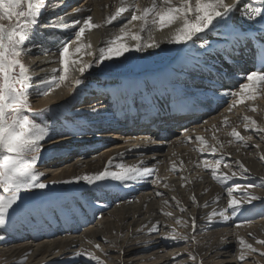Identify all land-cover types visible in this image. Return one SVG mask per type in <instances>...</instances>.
I'll list each match as a JSON object with an SVG mask.
<instances>
[{
  "label": "bare ground",
  "instance_id": "6f19581e",
  "mask_svg": "<svg viewBox=\"0 0 264 264\" xmlns=\"http://www.w3.org/2000/svg\"><path fill=\"white\" fill-rule=\"evenodd\" d=\"M77 2L78 0H63L66 7L60 8L55 16H62L65 23L87 16H92L96 23H102L104 18L114 10V7H104V5L115 4V0ZM148 2L149 0H138L141 5H147ZM80 5H84L86 10L73 14L72 10ZM126 22L125 19H120L113 22L112 25L94 29L86 33L85 42H91L97 48L103 47L105 46L104 41L109 38L110 34L117 32ZM240 23L244 24L243 21ZM136 27L138 28V24ZM166 35L167 30L157 32L155 38L161 40ZM47 36L55 39H74L70 33L59 32L54 35L52 29L45 28L36 30L31 42L56 51L59 47L58 43H50L49 39H46ZM208 39L214 41L216 38L209 36ZM129 42L131 43V41ZM176 47L180 48L177 58L164 68H157L143 74L126 73L117 77L110 76L111 78L100 75L96 79L89 77V71L84 76L83 84L72 94H70L72 92L71 84H62L48 96L36 95L35 89L32 90L36 97H42H38L35 106L39 108L45 105L55 106L54 135H57L58 138H56V144L49 149L51 159L61 160L63 154V157H66L69 153L76 151L74 158L63 160L64 163H67L65 166L60 167L62 164H57L54 170H51L52 172L48 173L47 171L43 177L45 181L65 180L77 174L99 171L109 156H116L118 152H123L131 148L132 145H140V148L126 152L123 161L127 164H134L143 159L144 166L156 165L157 175L167 181L169 188H164L162 184L154 186L150 180L128 188L113 182L99 184L96 187H89L83 183L64 184L65 192L59 201L54 200L51 206H49L50 204L38 206L36 208L40 211L22 214L17 219L10 220L6 228L1 230L0 236H3L4 239L0 240V244H2L0 256H3L5 262L7 261L8 264H95L86 256L79 258L74 256L76 251L84 248L100 256L105 264H182L175 260L174 256H171L172 250L176 248L174 246L179 241H175L174 246L171 247L173 244L170 246L168 244L172 240L167 241L161 236L170 232L172 228H175L177 232L182 230L190 232V228L183 227L181 229L182 226L176 224L177 218L189 219V214H195L198 225L202 226L196 232L199 234L196 236V240L198 238L200 240L191 243V246L199 254L196 261L198 264L200 261L202 264H240L236 256L231 254V256L228 255V259L224 257L225 259L222 260V250L227 251L235 247L239 252L240 246L237 237L252 244H256V239H264L263 218L255 224L246 225V227L243 224L236 227L237 223H234V221L241 222L250 218L246 217L248 211H256L257 202L245 205L246 208L241 210L238 217L228 223H217L211 227L203 226L205 221L201 217H206V208L198 205L220 195V191L219 185L211 178L209 171L195 167V163H199L205 155L210 154L202 155L194 150L199 146V142L194 137L202 136L211 145L215 143L212 139L215 135L224 142L223 151L231 153V156L226 157L225 161L233 164L232 170H237L234 161L240 159L251 174L264 177V161L259 159V155L264 154V141L259 138V135L264 134L258 135L250 129L245 131V121L243 120L244 116H250L257 120L258 124L264 125V90H260L253 100L235 105L236 112L228 111L235 98L222 95L226 90H238L239 84L246 82L237 77L240 73L250 72L247 54L251 43L247 46L248 50L241 48L239 54L232 56L229 62H226L225 58L219 54L205 57L198 44L185 46L161 43L157 49L129 52L126 54L127 58H120L121 62L119 63H106L109 64V68L112 65H117L127 69L132 63L136 65L141 61L157 60L158 57ZM29 55L33 56L30 61L32 64L30 66L35 71L33 83L46 75L42 69L49 70L58 67V63L45 62L40 51L33 50ZM83 59L92 58L84 56ZM198 60L201 63L194 67ZM169 81L172 84H169ZM145 82H148L151 87L145 88ZM104 83H107L108 87L107 85L103 86L100 89L102 92L98 93L95 85ZM100 94L102 95L101 100L96 101L97 98L94 97ZM89 97H93V99ZM76 98L87 105L74 107L75 101L73 102V100ZM178 98L182 102L191 104L194 101H206L204 105L211 104L209 105L211 107L194 124L181 129H166L167 132L163 134L161 131L146 134L137 133L128 126L126 114L128 112L139 114L141 112L139 105L151 101L172 105ZM218 98L219 103H217ZM90 102L100 104L96 107L95 114L89 111L92 107L91 104H88ZM243 105L246 106L245 109ZM253 107L256 111L251 110ZM119 115L121 117L118 119ZM57 116L59 119H56ZM224 117H228V125L221 124ZM96 121L101 123L96 125ZM61 123L83 130L77 132L76 135H71L61 127ZM213 125H216L218 130L213 129ZM232 127H235L242 135L252 136L250 143L259 144L260 150L255 147L245 149L236 142L228 144L227 141L231 138L227 136V133L232 130ZM189 128L191 129L189 130ZM109 133L123 135V137H119L122 142L117 141L106 147L108 141L100 140L101 137L110 135ZM185 136H192V141L184 142ZM116 137L115 135L114 138ZM146 137L150 139L145 140ZM57 141L60 143L57 144ZM237 148H240L239 152L236 151ZM162 159H165L164 162ZM180 160H183V168L186 171L182 173L171 171V162L175 161L179 166ZM50 164L54 166L53 161ZM223 171L227 172L228 169H223ZM181 175H187L189 179L200 176L202 179H194L193 183L180 187ZM246 180H243L242 184L249 183ZM81 186V190H78ZM204 189H208V191L204 192ZM157 191L163 193V196H157ZM222 191L227 195L224 189ZM91 193L94 194V198H90L89 194ZM193 194L197 197L198 205H193L190 199ZM172 196H176L186 206L187 212L180 213L179 209L175 207V202L171 201ZM163 199H169L170 204L164 205ZM227 199L228 197L222 198L217 205L212 206L225 208ZM220 202L222 203L220 204ZM163 211H172L173 217H165ZM258 213L255 216H260ZM157 221H159L157 225L159 232L148 233L147 228ZM142 226V231L136 232V229ZM130 229L132 230L131 236H129ZM120 233L123 235H119ZM249 233L253 235L250 236ZM225 236H228V241H225L227 238ZM88 241L93 243L90 244ZM138 241L141 242L139 245ZM144 241L150 243L144 244ZM95 244H99L103 252L95 248ZM118 249H123V252L121 253ZM168 249H170L169 252ZM177 250L178 253L182 252Z\"/></svg>",
  "mask_w": 264,
  "mask_h": 264
},
{
  "label": "snow or ice",
  "instance_id": "6c2138e0",
  "mask_svg": "<svg viewBox=\"0 0 264 264\" xmlns=\"http://www.w3.org/2000/svg\"><path fill=\"white\" fill-rule=\"evenodd\" d=\"M63 6V0H0V230L6 228L7 223L14 220L17 215L40 211L34 206V201L49 199L47 190L50 184L83 183L89 187H96L99 184L113 182L128 188L150 180L154 186L162 184L164 188H169L167 181L157 175L156 165L144 166L143 159L134 164L123 161L126 152L138 149L140 145H132L131 148L118 152L116 156H109L99 171L77 174L65 180L45 181L43 179L45 173L39 171L37 165L43 158L46 142L55 134L56 120L49 119L54 112L52 105H45L40 109L31 107L30 95L33 89L36 95L48 96L62 84H71L70 94H72L83 84L84 76L90 70L104 71L109 68L106 62L119 63L120 58H127L126 54L129 52L157 49L161 43L185 46L198 44L205 57L219 54L226 62L231 61L232 56L238 55L241 48L248 50L247 46L251 43L255 70L238 74L237 78L246 82L240 83L238 90H226L222 95L235 98L228 109L231 111L235 105L253 100L260 90H264V0H149L147 5H141L138 0H115L114 5H104V7H114V10L102 23L94 22L92 16L67 23L63 21L62 16H53L49 17L46 23L40 22L45 12H56ZM82 10H86L84 5L74 8L72 12L78 14ZM120 19H125L127 22L117 32L110 34L104 41L105 46L97 48L91 42H85L86 33L112 25ZM241 21L244 24H241ZM37 28L52 29L54 35L59 32L70 33L74 39L49 37L50 43L59 45L58 49L53 51L31 42ZM165 30L167 35L157 40L155 33ZM209 36L216 39L210 41ZM33 50L40 51L45 62L58 63V67L42 69L46 75L35 83H33L35 78L31 66L24 60V56ZM84 56L92 59H83ZM200 63L201 61L198 60L194 67L199 66ZM168 83L172 84L171 81ZM144 87L150 88L151 85L145 82ZM251 110L256 111L254 107ZM89 111L95 114L97 108L92 106ZM56 119L59 117L57 116ZM243 120L245 131L250 129L258 135L264 134V125L258 124L257 120L250 116H244ZM221 124L228 125V117H224ZM61 127L71 135L83 130L69 127L64 123H61ZM212 128L218 130L216 125ZM227 136L231 138L227 141L228 144L236 142L245 149L255 147L260 150L261 148L259 144L250 143L252 136L242 135L235 127H232ZM259 138L264 141V135H259ZM149 139L145 138V140ZM192 139V136H185L184 142H191ZM194 139L199 142L195 151L212 156L211 160L203 159L195 163V167L209 171L211 178L225 190L228 197L225 208L217 210L213 207L206 217H201L205 221L203 226L211 227L217 223H228L238 217L245 205H252L257 200L264 201V197L256 195L253 191L257 186L264 188V177L246 184L235 182L237 179L246 180L251 175L245 164L240 159H236L234 166L237 170H232L233 164L225 161L231 153L223 151L224 142L215 135L212 137L215 143L211 145L202 136H195ZM59 143L60 141H57V144ZM236 151L239 152L240 148ZM259 159L264 161V154H260ZM183 163V160H180L178 166L175 161L171 162V171L181 173L186 171ZM223 169L228 171L225 172ZM194 179H202V177L189 179L187 175H181L180 187L193 183ZM207 191L208 189H204V192ZM37 192H39L38 196ZM236 193H240V196ZM156 195L163 196V193L157 191ZM220 198L218 194L198 205L195 194L190 197L193 205L203 208L215 205ZM171 201L175 202V207L180 213L187 212V208L176 196H172ZM163 204L169 205V199H163ZM163 215L171 218L173 212L163 211ZM243 223L247 221L238 222L236 227L242 226ZM158 224L159 221L152 223L147 228L148 233H158ZM176 224L186 229L190 228L191 231L181 233L172 228L161 238L185 242L191 240L192 243H196V232L202 226L198 225L195 214H189V219L177 218ZM142 229L143 226L136 229V232ZM119 235L122 236L123 233ZM131 235L130 229L129 236ZM249 235L253 234L249 233ZM2 239L4 237L0 236V240ZM237 239L240 246L237 256L239 261H244L251 254L264 257V249L254 247L243 238L237 237ZM88 243L93 242L88 241ZM140 243L137 242L138 245ZM256 243L264 246V239H256ZM94 246L100 249L99 244ZM100 250L103 252V249ZM118 250L123 252V249ZM74 256L77 258L86 256L95 264H105L100 256L88 249L81 248L74 253ZM188 256L193 262L197 261V256L193 252H189Z\"/></svg>",
  "mask_w": 264,
  "mask_h": 264
},
{
  "label": "rangeland",
  "instance_id": "374dc122",
  "mask_svg": "<svg viewBox=\"0 0 264 264\" xmlns=\"http://www.w3.org/2000/svg\"><path fill=\"white\" fill-rule=\"evenodd\" d=\"M77 1V0H76ZM80 1L82 0H78L77 3H79ZM66 7V4L64 3V6L62 8H65ZM57 12V11H56ZM56 12H45V14L40 18V22L43 24V23H46L49 19V17H53V15L55 16L57 13ZM6 23V22H5ZM40 28H37L36 30H39ZM175 49V50H174ZM174 49H171L169 50L168 52H166L165 54L161 55L160 57H158L157 60H147V61H141V63H137L135 65V63H132L131 66H129L127 69H123L122 67H119L117 65H112L110 66V68H108L106 71H100L98 69H92L90 70L89 72V77H99L100 75L102 76H105L107 78H111L110 76H113V77H117V76H121V75H124V74H143L147 71H150V70H154L155 68H164L165 66H168L169 64H171L178 56L177 54V49H178V53L180 51V48H174ZM177 55V56H176ZM32 55H25L24 56V60H25V63L26 64H29V65H32L31 64V59H32ZM133 65V66H132ZM132 70V71H131ZM31 72H32V75L35 73L34 69L31 68ZM88 85H91V83H88ZM107 85L108 87V84L107 83H104V84H97V90H98V93H101L102 90H100L103 86ZM96 86V85H95ZM105 91V90H104ZM33 92L31 93L30 95V101H31V107L33 109H40L38 106H35L36 105V101L39 98H42L41 96H38L36 97L35 95L33 96ZM101 94L100 95H96L94 98H97L96 101L100 100L101 98ZM34 97V98H33ZM90 99H93V97H89ZM75 101L74 104V107H80V106H83V105H87L86 103H82L80 102L77 98L73 100V102ZM88 104H91V106H95V107H98V105L100 104H97V102H90ZM53 106V114L49 116V119L52 120V119H55V116H56V111H55V106ZM244 106V109L246 108L245 105ZM241 110L243 109V107L241 106L240 107ZM231 111H235L236 112V108L235 107H232ZM30 115H34V114H30ZM190 127H193V126H190ZM191 128H189L190 130ZM110 135L108 136H103L101 137V140L100 141H108V143H106V147H108L109 145L117 142V141H121L119 140V137H123L122 136H119L118 134H115L117 137L114 138L115 135H112V133H109ZM126 134V133H125ZM56 138H58L57 135H53L51 139H49L46 144H45V151L43 153V158L40 160V162L38 163L37 167H38V170L41 171V172H44L46 173L48 171V173L52 172L51 170H54V167L55 165L57 164H62L60 167L62 166H65V164L67 163H64L63 160L66 159L69 160L71 158H74V156L76 155L74 152L73 153H69L66 157H63L64 154L61 156V160H57V158H53L51 159H48L47 156H51L50 155V151L49 149L54 146L56 143L55 141L57 140ZM92 138V137H91ZM122 142V141H121ZM70 155V156H69ZM45 157H47V159L45 160ZM60 157V156H59ZM68 158V159H67ZM204 159H208V160H211L212 159V156L211 155H205L204 156ZM46 162H45V161ZM165 159H162V162H164ZM53 161V164H50V162ZM65 161V162H66ZM50 171V172H49ZM258 175H254V174H251L250 176L247 177V182H256L257 179H258ZM235 182L237 183H241L243 182V180H239L237 179ZM219 185V184H218ZM64 184L63 183H58V184H50L49 185V188L47 190V196L49 197V199H47L46 201H41L39 199H35L34 201V206L35 207H38V206H45V205H49L51 206L53 203H54V200H60L61 197H62V194L65 192L64 188H63ZM229 186H231V184H229ZM82 186L80 187V189L78 190H81ZM218 189L220 191V197L221 199L222 198H227V195L225 193H223L222 191V187L219 185L218 186ZM151 191H155L154 189H150ZM222 191V192H221ZM254 193L258 196H261V197H264V188H261L259 186H257L254 190ZM258 191V192H257ZM223 193V194H222ZM222 194V195H221ZM238 194V195H237ZM236 195L237 196H240V193H237ZM39 195V192H37V196ZM94 194L91 193L89 194L90 198H94L93 196ZM225 195V196H224ZM221 199L219 201H221ZM218 201V202H219ZM218 202L216 203V205L218 204ZM254 202H257V207H256V211L254 210H249L248 211V215L246 217H250L248 218L247 220H244V221H247V223H243V225H245L244 227H246V225H252V224H255L257 223L259 220H262V218L264 219V201H261V200H257V201H254ZM222 202H220L221 204ZM185 206V205H184ZM210 205L208 208L205 209L206 211V214L208 212H210L208 209H212V206ZM186 207V206H185ZM211 207V208H210ZM216 209H220V207H215ZM246 208V206H244V209ZM259 209V210H257ZM259 212L257 216H255V214ZM261 212V213H260ZM22 215V214H21ZM21 215H17L14 219H17L18 217H20ZM258 218V219H257ZM240 222V221H239ZM234 223H238V221H234ZM234 227V226H233ZM232 227V228H233ZM183 227H181L182 229ZM231 228V229H232ZM184 231L182 230L181 233H183ZM187 232V231H186ZM201 234V233H200ZM231 234V233H230ZM0 235H1V230H0ZM199 234H196V236H198ZM229 236V235H228ZM228 236H225L227 238H225V241H228ZM201 237V236H200ZM197 240H200V238H198ZM196 240V241H197ZM224 240V238H223ZM169 241V240H167ZM183 243V244H182ZM191 240L185 242V241H179L178 244L176 243V245L174 246L175 244V241H172L170 244H168L169 246L171 244H173L171 247H176L177 249H179L180 251L182 252H179L178 253V250L175 248L174 250H172L173 252H171V256H174L175 260L181 262L182 264H198L196 261L193 262L192 260L189 259V256H188V253L189 252H193L197 258H199V254L194 250V247L191 246ZM187 244V245H186ZM257 244V243H256ZM256 244H253L255 245L254 247H258V248H261V249H264V246H261V245H257ZM2 244H0L1 246ZM167 245V246H168ZM168 246V247H169ZM235 246V245H234ZM193 248V249H192ZM165 249V248H164ZM182 249V250H181ZM223 249V248H222ZM170 249H168V252H169ZM167 251V249H166ZM223 253H222V260L224 257H226L227 259L229 258L228 255H233V256H236V259H237V256H238V250L236 251V248H232V249H228L227 251H225V249L222 250ZM181 253V254H180ZM177 254H180L179 256ZM230 255V256H231ZM252 255V256H251ZM249 255L248 257H246L245 261H239L240 264H264V257H261L259 254H251ZM254 257V258H253ZM257 257V258H256ZM252 258V259H251ZM225 259V258H224ZM256 259V260H255ZM238 260V259H237ZM183 261V262H182ZM251 262V263H250ZM0 264H8L7 261L5 262V260H3V256L1 257L0 256Z\"/></svg>",
  "mask_w": 264,
  "mask_h": 264
}]
</instances>
